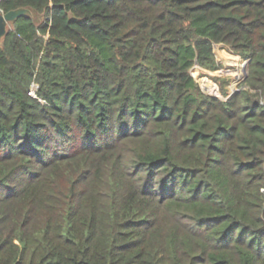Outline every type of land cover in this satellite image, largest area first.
<instances>
[{
	"label": "trees",
	"instance_id": "16d2710c",
	"mask_svg": "<svg viewBox=\"0 0 264 264\" xmlns=\"http://www.w3.org/2000/svg\"><path fill=\"white\" fill-rule=\"evenodd\" d=\"M20 8L41 22L0 41V264H264V0ZM216 48L246 63L225 99L195 79Z\"/></svg>",
	"mask_w": 264,
	"mask_h": 264
},
{
	"label": "rangeland",
	"instance_id": "374dc122",
	"mask_svg": "<svg viewBox=\"0 0 264 264\" xmlns=\"http://www.w3.org/2000/svg\"><path fill=\"white\" fill-rule=\"evenodd\" d=\"M30 17L33 18L36 24L41 22V18L32 12L30 13ZM10 24L11 23L8 24V27ZM215 54L219 65L218 71L212 73L208 72L202 78L196 77L195 79L201 92L205 95L213 98L225 99L226 95L232 96L244 87L242 84L246 73V63L241 60L240 57L217 48ZM33 91L32 89L30 92L33 93ZM216 91L217 95H212V93ZM222 92H224L225 95L222 94Z\"/></svg>",
	"mask_w": 264,
	"mask_h": 264
},
{
	"label": "water",
	"instance_id": "95a60500",
	"mask_svg": "<svg viewBox=\"0 0 264 264\" xmlns=\"http://www.w3.org/2000/svg\"><path fill=\"white\" fill-rule=\"evenodd\" d=\"M30 10L25 8H20L17 10L10 11L5 14L0 13V40L5 36L7 33V27L9 23H12L18 18L30 16ZM246 76V74H245ZM33 90H35L34 86L32 87ZM231 96H228L229 98Z\"/></svg>",
	"mask_w": 264,
	"mask_h": 264
},
{
	"label": "built area",
	"instance_id": "2783aa9c",
	"mask_svg": "<svg viewBox=\"0 0 264 264\" xmlns=\"http://www.w3.org/2000/svg\"><path fill=\"white\" fill-rule=\"evenodd\" d=\"M2 14V13H1ZM263 192H264V190H263Z\"/></svg>",
	"mask_w": 264,
	"mask_h": 264
}]
</instances>
